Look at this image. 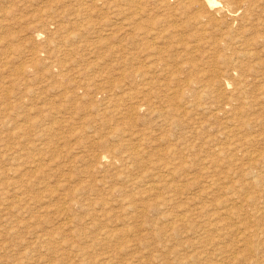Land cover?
<instances>
[{"label": "rangeland", "instance_id": "obj_1", "mask_svg": "<svg viewBox=\"0 0 264 264\" xmlns=\"http://www.w3.org/2000/svg\"><path fill=\"white\" fill-rule=\"evenodd\" d=\"M188 1L0 0V264H77L80 261L88 264V260L89 264H107L108 256L110 264H133L132 262H135L134 264H206V262L207 264L227 262V264H236V262L262 264L264 262V241H262L264 240L262 224L264 223V196H262L264 195V162H262L264 135L262 136L263 132H260L264 131V115L261 117V113L264 114L261 112L264 111V100H262L264 99V82H262L264 81V9H262L264 0H247L248 3L243 6L238 5L241 0H231V3L236 1L231 4L232 6L236 7L234 4H237L242 10L239 9L236 15H230L227 10V13L225 10L217 12L219 17L216 21L207 23L209 29H205L206 24L201 25V29L199 25L189 23L190 19L185 18L189 13V16L195 14L198 9L196 5L185 8ZM222 1L225 3V0L220 2ZM175 2L180 3H177V8L171 10L170 8L176 7ZM245 7L250 10L249 13ZM159 8L169 12L166 14L165 11H159L161 10ZM254 17H258L257 20ZM247 18L248 21L245 20ZM158 21L161 23H157ZM180 23L183 25L181 28H179ZM246 26L250 29H246ZM173 28H176V33ZM237 28L241 29L237 30ZM219 30L225 31L229 36L222 32L220 35ZM237 33H241L244 37L242 35L238 37ZM250 33L254 35V39L251 38ZM180 41L181 44L178 43ZM246 41L251 42L248 44ZM218 42L221 46L219 45L217 49ZM195 47L194 50L190 49ZM240 48L241 52H238L237 49ZM244 49L245 52H242ZM194 51L196 52L193 54ZM205 52H208V57ZM221 56L223 57L220 58ZM219 58L221 60H217ZM229 60H232L231 63ZM193 64L197 65L194 67ZM219 78L221 79L218 80ZM234 81H238V85ZM210 82L212 84L215 82L214 90ZM225 86L226 89L223 88ZM195 90L196 92L192 93ZM196 94L201 95L194 98ZM143 97L146 100L143 101ZM236 97L244 99L245 102L235 99ZM251 98L253 102L258 101V104L255 105V102L253 104ZM239 101L243 102V105ZM201 103L203 104L200 106ZM111 104L115 106L114 111L109 109L112 108ZM185 105L187 106L184 109ZM248 105H251L250 108ZM257 116L262 120L257 119ZM226 119L233 123H228ZM256 119L259 121L258 124L254 122L257 121ZM163 120L166 123L160 124ZM230 131L233 134L229 133ZM151 132L152 134H149ZM246 144L249 147H246ZM231 148L233 150H230ZM104 154L110 156L102 157ZM254 156H257L256 160ZM252 166L263 169L260 171L255 168V170ZM164 168L175 169L172 174L173 179L170 178L168 184L165 180L158 182L157 187L152 191L153 189L146 185L158 178H155L153 171L156 174H164L162 170ZM133 176L136 180L132 179ZM258 176L263 177L261 181ZM130 177L132 178L129 182L126 181ZM245 179L248 184H253L248 187ZM244 185L250 189L249 191L253 188L254 190L249 194ZM228 186L233 188L229 189ZM238 188L243 195H240ZM79 191L87 200L76 194L80 193ZM123 192L124 195L129 194V196H124ZM253 192L257 198L253 197L248 202L244 199L247 203L241 202L244 196L254 195ZM79 196L81 198L78 199ZM232 196L235 199L231 198ZM101 199L102 201H98ZM80 200L83 202L82 205ZM128 200L129 204L135 206L129 205ZM122 202L125 203L121 204ZM69 205L71 207H68ZM222 205L224 207H221ZM151 206L155 207L151 208ZM257 206L258 208L261 206V209H257ZM218 207L227 208L222 210L223 215L219 214L221 210ZM181 210L183 212H180ZM229 210L236 212L230 214ZM254 210L258 211H255L257 215ZM100 214L104 216L100 217ZM223 220L227 224L228 221L232 223L236 220V224L229 223L232 225L231 229V226ZM150 221H152L151 225L148 223ZM179 221L181 222L178 223ZM160 222L165 227L168 225L166 233L165 227ZM206 222L209 224L207 225ZM251 225L253 227L250 230ZM216 226L220 229L219 232ZM219 226H223L224 232ZM205 227L210 232H206ZM226 228L230 229V232ZM104 229L107 230L106 233ZM170 229L171 231L168 232ZM211 229L214 235L211 234ZM197 230L203 231L201 233ZM235 231L238 237H235ZM246 234L249 235L247 240ZM211 237L217 238L211 239ZM232 238L236 241L233 242ZM107 239L110 241L107 242ZM200 239H203V244ZM232 243H240L242 247L240 250L243 252H240V246L236 247L237 244ZM192 245L195 248L190 247ZM222 245H225V249L231 247L229 252L228 250L225 252ZM226 245L229 247L227 248ZM247 245L248 247H245ZM183 246L189 251L184 250ZM87 247H89L88 251H86ZM199 248L207 252H201ZM216 249L218 252L220 250V253H216ZM193 250L199 251L196 254ZM83 251L85 254H82ZM212 251L216 254L211 255ZM227 253H231L233 257H229L231 255ZM197 255L200 259L196 257ZM112 256H115L114 259L117 258L114 260ZM246 256H251V260L244 261ZM101 257L104 258L100 259ZM81 258L84 260L82 261ZM208 259L209 261L216 259L217 263L209 262ZM255 259L256 261H253ZM81 262L79 264H83Z\"/></svg>", "mask_w": 264, "mask_h": 264}, {"label": "bare ground", "instance_id": "obj_2", "mask_svg": "<svg viewBox=\"0 0 264 264\" xmlns=\"http://www.w3.org/2000/svg\"><path fill=\"white\" fill-rule=\"evenodd\" d=\"M178 1H179V0H178ZM184 1H185V0H184ZM220 1H221V0H220ZM220 1H219V0H189L188 3H187V7H185V8H188L189 5H196L198 9L196 10L195 14L192 13V15L189 16V14H190V13H189V14L187 15L188 17L186 16L185 18L190 19V20L187 19L188 21H190L189 23L193 22V24H195V25H199L200 28H201V25L206 24V28H205V26H204V28L207 29V28H208V27H207V23H208V24H209V23H212L213 21H216L217 17H219V16L217 15V12H220V11H223V10H225V11L227 10V11H229V14H230V15H236L237 12L239 11V9L242 10L240 7L243 6L245 3H248L247 0H241L240 3L237 2L238 5L240 4L241 6L238 7L237 4H234V5L236 6V7H234V6H232L231 4L235 3L236 1H235V2H232V3H231V0H225V1H224L225 3H223V1H222V3H221ZM232 1H233V0H232ZM165 2H166V1H165ZM180 2H182V1H180ZM180 2H177V3H180ZM262 2H263V1H262ZM162 3H164V2H162ZM173 3H174V1H173ZM175 3H176V2H175ZM177 3H176V7H174V8H170L171 6H170V7H169V6H166V7H169L171 10H174L175 8L178 7V6H177ZM182 3H185V2H182ZM260 3H261V2H259V4H260ZM262 4H263V3H262ZM174 5H175V4H174ZM178 5H179V4H178ZM180 5H181V4H180ZM256 5H257V4H256ZM260 5H261V4H260ZM184 6H186V5H184ZM253 6L255 7V4H254ZM261 6H262V5H261ZM263 6H264V5H263ZM159 7H160V6H159ZM166 7H165V9H166ZM249 7H250V6H249ZM258 7H260V6H258ZM157 8H158V7H157ZM162 8H164V6H163ZM169 8H167V10H168ZM189 8H190V7H189ZM250 8H251V7H250ZM261 8H262V7H261ZM159 9H161V8H159ZM159 9H158V10H159ZM165 9H163V11H165ZM170 9H169V10H170ZM181 9H182V8H181ZM245 9L248 10V11H247L248 13L250 12V10H249L247 7H245ZM251 9H252V8H251ZM257 9H258V8H257ZM259 9H260V8H259ZM262 9H264V7H263ZM179 10H180V8H179ZM159 11H162V9L159 10ZM163 11H162V12H163ZM225 11L223 12V14H225ZM227 11H226V13H227ZM262 11H263V10H262ZM262 11H261V12H262ZM162 12H161V14H162ZM167 12H169V11H167ZM167 12L165 11L164 13L167 14ZM190 12H191V11H190ZM258 12H259V10L257 11V13H258ZM164 13H163V14H164ZM172 13H174V12H172ZM172 13H170V14H172ZM245 13H246V11H245ZM252 13H253V10H252ZM255 13H256V11L254 12V14H255ZM262 13H263V12H262ZM144 14H146V13H144ZM161 14H160V16H162ZM170 14H169V15H170ZM184 14H185V13H184ZM186 14H187V13H186ZM186 14H185V15H186ZM254 14H253V15H254ZM258 14H259V13H258ZM164 15H165V14H164ZM164 15H163V16H164ZM174 15H175V14H174ZM216 15H217V16H216ZM220 15L222 16V13H221ZM243 15H244V14H243ZM255 15H256V14H255ZM183 16H184V15H183ZM226 16H227V15H226ZM249 16H250V15H249ZM257 16L260 17V15H257ZM154 17H155V16H154ZM222 17H223V16H222ZM222 17H221V18H222ZM240 17H242V14H241ZM240 17H239V18H240ZM169 18H171V17L169 16ZM183 18H184V17H183ZM225 18H226V17H225ZM243 18H244V16H243ZM254 18H255V17H254ZM257 18H258V17H257ZM257 18H255V19L257 20ZM161 19H162V18H161ZM167 19H168V18H167ZM223 19H224V18H223ZM223 19H221V20L224 21ZM241 19H242V18H241ZM157 20H158V19H157ZM176 20H177V19H176ZM178 20H179V19H178ZM178 20H177V21H178ZM181 20H182V19H181ZM185 20H186V19H185ZM187 20H186V21H187ZM236 20H237V19H236ZM236 20H235V22H236ZM245 20L248 21L249 19L247 18V19H245ZM229 21H230V20H229ZM241 21H242V20H241ZM250 21H251V20H250ZM174 22H176V21H174ZM225 22H227V21L225 20ZM225 22H224V24H225ZM238 22H239V21H238ZM243 22L245 23L244 19H243ZM243 22H242V23H243ZM251 22H252V21H251ZM254 22H255V20H254ZM256 22H257V21H256ZM260 22H261V21H260ZM157 23H159V21H158ZM160 23H161V22H160ZM160 23H159V24H160ZM178 23H179V22H178ZM183 23H184V22H183ZM216 23H218V22H216ZM227 23H228V22H227ZM246 23H247V22H246ZM171 24L173 25V23H171ZM175 24H176V23H175ZM180 24H181V23H180ZM221 24H222V23H221ZM234 24H235V23H234ZM247 24H248V23H247ZM251 24H252V27H253V23H251ZM210 25H211V24H210ZM225 25H226V24H225ZM228 25H229V24H228ZM237 25H238V23H237ZM240 25H242V24L240 23ZM186 26H187V25H186ZM218 26H221V25H218ZM249 26H251V25H249ZM167 27H168V26H167ZM174 27H175V26H174ZM181 27H183L182 24H181V26H180L179 28H181ZM222 27H224V26H222ZM227 27H228V26H227ZM233 27H234V26H233ZM233 27H231L232 30H233ZM239 27H240V26H239ZM243 27H244V25H243ZM246 27H247V26H246ZM169 28H170V27H169ZM177 28H178V27H177ZM193 28H195V27H193ZM212 28H216V27H213V26H212ZM171 29H172V28H171ZM171 29H170V30H171ZM195 29H196V28H195ZM195 29H194V30H195ZM197 29H199V27H198ZM201 29H202V28H201ZM208 29H209V28H208ZM218 29H220V27H218ZM234 29H235V28H234ZM238 29H241V28H237V30H238ZM246 29H250V28L247 27ZM252 29H253V28H252ZM252 29H251V31H252ZM170 30H168V31H170ZM173 30H175V33H176V28H175V29L173 28ZM181 30H182V29H181ZM186 30H187V29H186ZM220 30H221V29H220ZM220 30H219V32H220ZM224 30L226 31L227 29H224ZM242 30H243V28H242ZM183 31H184V28H183ZM188 31H189V30H188ZM204 31H206V30H204ZM209 31H210V30H209ZM209 31H207V33H208ZM225 31H224V32L221 31V32L224 34ZM239 31H241V30H239ZM245 31H246V30H245ZM39 32H40V31H38V33H39ZM177 32H178V31H177ZM190 32H192V30H191ZM199 32H200V30H199ZM217 32H218V30H217ZM221 32H220V35H221ZM227 32H228V31H227ZM229 32H230V29H229ZM232 32H233V31H232ZM235 32H237V31H235ZM246 32H247V31H246ZM252 32H253V31H252ZM252 32H251V33H252ZM173 33H174V32H173ZM180 33H181V32H180ZM182 33H184V32H182ZM182 33H181V34H182ZM193 33H194V31H193ZM243 33H244V32H243ZM247 33H248V32H247ZM251 33H250V36H251V38H252L254 35H253V34L251 35ZM36 34H37V33H36ZM170 34H171V33H170ZM190 34H191V33H190ZM199 34H200V33H199ZM223 34H222V35H223ZM225 34L227 35V33H225ZM237 34H238V33H237ZM177 35H180V34H177ZM177 35H175V36L177 37ZM202 35H203V32H202ZM216 35H217V34H216ZM235 35H236V34H235ZM239 35H242V34L240 33V34H238L237 36L239 37ZM175 36H173V37H175ZM180 36H181V35H180ZM185 36H187V34H185ZM188 36H189V35H188ZM190 36H191V35H190ZM195 36L197 37L196 34H195ZM223 36H224V35H223ZM227 36H229V35H227ZM227 36H226V37H227ZM230 36H231V34H230ZM242 36H243V35H242ZM176 37H175V38H176ZM182 37H183V36H182ZM191 37H192V36H191ZM193 37H194V36H193ZM198 37H199V36H198ZM200 37H201V34H200ZM243 37H244V36H243ZM245 37H246V35H245ZM180 38H181V37H180ZM180 38H179L178 40H180ZM202 38H203V37H202ZM202 38H200V39H202ZM218 38H219V37H218ZM248 38H249V36H248ZM42 39H43V38H42ZM196 39H197V38H196ZM196 39H195V40H196ZM222 39H224V38H221V40H222ZM228 39L230 40L229 37H228ZM234 39H236V36H235V38H233V42H234ZM242 39H244V38H242ZM253 39H254V37H253ZM253 39H251V40H253ZM190 40H191V38H190ZM197 40H198V39H197ZM237 40L239 41V39H237ZM246 40H247V39H246ZM184 41H185V40H184ZM187 41H188V40H187ZM216 41H217V40H216ZM227 41H228V40H227ZM181 42H182V41H180V42H178V43L181 44ZM200 42H201V41H200ZM207 42H208V41H207ZM246 42H247V41H246ZM246 42H245V43H246ZM250 42H251V41H250ZM250 42H247V43L249 44ZM255 42H256V40L254 41V44H255ZM183 43H184V42H183ZM183 43H182V44H183ZM211 43H212V42H211ZM228 43H229V41H228ZM239 43H240V42H239ZM245 43H243V44L245 45ZM186 44H187V43H186ZM206 44H207V43H206ZM206 44H205V45H206ZM217 44H218V45L216 46V48L220 45V42H218ZM221 44H222V42H221ZM234 44H236V43H234ZM237 44H238V43H237ZM251 44H252V43H251ZM251 44H250V45H251ZM188 45H189V43H188ZM214 45H215V44H214ZM225 45H226V43H225ZM45 46H46V45H45ZM181 46H182V45H181ZM184 46H185V45H184ZM196 46H197V45H196ZM201 46H202V45H201ZM207 46H208V45H207ZM210 46H211V45H210ZM220 46H221V45H220ZM226 46H227V45H226ZM233 46H234V45H233ZM233 46H232V47H233ZM238 46H239V45H238ZM240 46H242V45H240ZM186 47H187V46H186ZM228 47H229V46H228ZM242 47H243V46H242ZM44 48H45V47H44ZM179 48H180V47H179ZM181 48H182V47H181ZM198 48H199V46H198ZM202 48H203V47H202ZM205 48H207V47H205ZM210 48H212V47H210ZM210 48L208 49L209 51H210ZM218 48H219V47H218ZM218 48H217V49H218ZM249 48H250V46H249ZM187 49H189V48H187ZM190 49H193V50H194V49H196V47H195V48H190ZM214 49H215V48H214ZM217 49H216V51H217ZM228 49H229V48H228ZM232 49H233V48H232ZM193 50H192V51H193ZM201 50H202V49H201ZM203 50H204V49H203ZM206 50H207V49H206ZM237 50H238V52H239V51L241 50V48H240V49H237ZM248 50H249V49H248ZM38 51H39V49H38ZM196 51H197V50H196ZM196 51H194L193 54H194ZM212 51H214V50L212 49ZM222 51H223V50H222ZM222 51H221V52H222ZM230 51H231V48H230ZM253 51H254V50H253ZM42 52H43V51H41V53H42ZM200 52H201V51H200ZM202 52H203V51H202ZM214 52H215V51H214ZM214 52H212V53H214ZM218 52H219V51H218ZM218 52H217V53H218ZM221 52H220V55H221ZM240 52H241V51H240ZM242 52H245V49H244ZM247 52H249V51H247ZM39 53H40V52H39ZM180 53H181V52H180ZM185 53H186V52H185ZM198 53H199V52H198ZM203 53H204V52H203ZM205 53H206V52H205ZM207 53H208V52H207ZM207 53H206V54H207ZM222 53H223V52H222ZM234 53H236V52L234 51ZM186 54H187V53H186ZM201 54H202V53H201ZM225 54H226V53H225ZM249 54H251V53H249ZM197 55H199V54H197ZM197 55H196V56H197ZM211 55H212V54H210V56H211ZM214 55H215V54H214ZM251 55H252V54H251ZM216 56H217V55H216ZM216 56H215V57H216ZM225 56H226V55H225ZM233 56H234V55H233ZM184 57H185V55H184ZM200 57H202V56H200ZM207 57H208V54H207ZM215 57H214V59H215ZM217 57H218V56H217ZM222 57H223V56H221L220 58H222ZM209 58H210V57H209ZM212 58H213V57H212ZM220 58L217 59V60H221ZM236 58H237V57H236ZM247 58H248V57H247ZM203 59H204V58H203ZM210 59H211V58H210ZM223 59H224V58H223ZM234 59H235V58H234ZM234 59H233V61H234ZM237 59H239V58H237ZM244 59H245V58H244ZM226 60H227V59H226ZM239 60H241V58H240ZM246 60H247V59H246ZM231 61H232V60H229L230 63H231ZM247 61H248V60H247ZM194 62H195V61H194ZM234 62H235V61H234ZM234 62H232V64H233ZM248 62H249V61H248ZM248 62H247V63H248ZM257 62H258V61H257ZM260 62H261V61H260ZM227 63H228V62H227ZM239 63H240V62H239ZM239 63H238V64H239ZM242 63H244V62H242ZM242 63H241V64H242ZM255 63H256V62H255ZM263 63H264V62H263ZM263 63H262V64H263ZM232 64H231V65H232ZM259 64H260V63H259ZM193 65H194V64H193ZM193 65H191V67H192ZM196 65H197V64H196ZM196 65H194V67H195ZM212 65L214 66V64H212ZM220 65H221V63H220ZM224 65H226V64L224 63ZM235 65H236V64H235ZM235 65H233V66H235ZM248 65H249V64H247L246 67H248ZM189 66H190V65H189ZM189 66H188V67H189ZM218 66H219V65H218ZM227 66H228V65H227ZM239 66H240V65H239ZM239 66H238V67H239ZM253 66H254V65H253ZM253 66H252V67H253ZM191 67H190V68H191ZM231 67H232V66H231ZM231 67H230V69H231ZM190 68H189V70H191ZM192 68H193V67H192ZM217 68H219V67H217ZM232 68H233V70H234V67H232ZM256 68H257V67H256ZM256 68H255V71H257ZM215 69H216V68H215ZM235 69H236V68H235ZM240 69H241V68H240ZM240 69H239V70H240ZM252 69H253V68H252ZM252 69H251V70H252ZM194 70H195V69H193V71H194ZM242 70H243V68H242ZM251 70H250V72H251ZM187 71H188V70H187ZM259 71H260V70H259ZM261 71H262V70H261ZM189 72H190V71H189ZM237 72H238V71H237ZM243 72H245V71H243ZM243 72H242V73H243ZM252 72H253V71H252ZM245 74H246V72H245ZM256 74H258V73H256ZM229 75H230V74H228V76H229ZM239 75H240V74H238V76H239ZM242 75H243V74H242ZM242 75H241V76H242ZM262 75H263V74H262ZM262 75H261V76H262ZM253 76H254V75H253ZM247 77H248V74H247ZM259 77H260V76H259ZM259 77H258L257 79H259ZM224 78H226V76H225ZM229 78H230V76H229ZM236 78H237V77H236ZM252 78H253V77H252ZM220 79H221V78H219L218 80H220ZM246 79H248V78H246ZM209 80H210V79H209ZM212 80H214V79H212ZM216 80H217V79H215V81H216ZM226 80H228V78H227ZM261 80H262V79H261ZM261 80H260V82H261ZM263 80H264V79H263ZM222 81H223V80H222ZM222 81H221V82H222ZM229 81H230V80H229ZM231 81H232V80H231ZM223 82H224V81H223ZM223 82H222V83H223ZM235 82H236V81H234V83H235ZM237 82H238V81H237ZM237 82H236V84L238 85ZM240 82H242V81H240ZM240 82H239V86H240V84H241ZM243 82H244V81H243ZM262 82H264V81H262ZM210 83H211V82H210ZM217 83H218V81H217ZM219 83H220V82H219ZM231 83H232V82H231ZM231 83H230V84H231ZM247 83H248V81H247ZM258 83H259V82H258ZM211 84H212V83H211ZM213 84H214V86H213ZM213 84L211 85V86H212L211 88L214 90V87L216 86V85H215V82H213ZM220 84H221V83H220ZM224 84H225V83H223V85H224ZM244 84H245V82H244ZM204 85H205V84H204ZM207 85H208V84H207ZM221 85H222V84H221ZM225 85H226V84H225ZM234 85H235V84H234ZM237 85H236V86H237ZM263 85H264V83H263ZM186 86H187V84H186ZM205 86H206V85H205ZM209 86H210V85H209ZM236 86H235V87H236ZM241 86H242V85H241ZM241 86H240V87H241ZM244 86H245V85H244ZM251 86H252V85H251ZM256 86H257V85H256ZM260 86H261V85H260ZM165 87H166V85H165ZM165 87H163V88H165ZM246 87H247V86H246ZM258 87H259V86H258ZM168 88H169V87H168ZM181 88H182V87H181ZM191 88H192V87H191ZM211 88H210V89H211ZM218 88H219V87H218ZM220 88H221V87H220ZM223 88L226 89V86L223 87ZM223 88H222V89H223ZM237 88H238V87H237ZM242 88H243V87H242ZM249 88L252 89V87H249ZM169 89H170V88H169ZM208 89H209V88H208ZM230 89H232V88H230ZM244 89H246V88L244 87ZM251 89H250V90H251ZM167 90H168V89H167ZM177 90H178V89H177ZM182 90H184V89H182ZM213 90H212V91H213ZM223 90H224V89H223ZM223 90H221V92H222ZM227 90H228V88H227ZM233 90H236V89H233ZM233 90H231V92H232ZM242 90H243V89H242ZM187 91H188V90H187ZM210 91H211V90H210ZM251 91H252V90H251ZM168 92H169V90H168ZM168 92H166V93H168ZM182 92H183V91H182ZM188 92H189V91H188ZM195 92H196V90H195L194 92L192 91V93H195ZM198 92H199V91H198ZM224 92H225V91H224ZM233 92L235 93V91H233ZM237 92H238V90H237ZM237 92H236V93H237ZM259 93H260V92H259ZM183 94H185V92H184ZM183 94H182V95H183ZM189 94H190V93H189ZM203 94H204V93H203ZM203 94H202V96H203ZM207 94H208V93H207ZM222 94H223V93H222ZM241 94H243V93H241ZM178 95H179V93H178ZM192 95H193V94H192ZM197 95H201V94H196V95L194 96V98H195ZM228 95H229V94H228ZM231 95L233 96V94H231ZM231 95H230V96H231ZM238 95H239V92H238ZM248 95H249V93H248ZM250 95H251V94H250ZM250 95H249V96H250ZM263 95H264V94H263ZM154 96H155V95H154ZM186 96H187V95H186ZM210 96H211V95H210ZM235 96H237V95H235ZM245 96H246V94H245ZM255 96H256V95H255ZM187 97H188V96H187ZM226 97H227V96H226ZM228 97H229V96H228ZM247 97H248V96H247ZM251 97H252V95H251ZM261 97H262V96H261ZM150 98H151V97H150ZM194 98H193V100H194ZM197 98H198V97H197ZM233 98H234V97H233ZM256 98H257V97H256ZM262 98H263V97H262ZM143 99L146 100L145 97H143L142 100H143ZM190 99H191V98H190ZM235 99H239V100L241 99V100H242V98H239V97H238V98L236 97ZM245 99H246V98H245ZM254 99H255V98H254ZM258 99H259V98H258ZM147 100H148V99H147ZM153 100H154V99H153ZM185 100H187V99H185ZM230 100H231V99H230ZM232 100H233V99H232ZM251 100H252V102H253V98H251ZM259 100H261V99H259ZM262 100H264V99H262ZM143 101H144V100H143ZM194 101L197 103L196 100H194ZM228 101H229V100H228ZM228 101H227V103H228ZM237 101H238V100H237ZM242 101L245 102L244 99H243ZM248 101H249V100H248ZM141 102H142V101H141ZM147 102H149V101H147ZM188 102H189V101H188ZM191 102H192V101H191ZM230 102H232V101H230ZM239 102H240V101H239ZM243 102H240V103H242V105H243ZM254 102H255V105L258 104V101H257V102L254 101ZM254 102H253V104H254ZM261 102H262V101H261ZM189 103H190V102H189ZM250 103H251V102H250ZM183 104H185V103H183ZM186 104H187V102H186ZM193 104H195V103H193ZM198 104H199V103H198ZM202 104H203V103H201L200 106H201ZM244 104H245V103H244ZM106 105H108V104H106ZM112 105H113V104H111V106H112ZM114 105H116V103H115ZM187 105H188V104H187ZM187 105H185L184 109L186 108ZM205 105H206V104H205ZM211 105H212V104H210V106H211ZM262 105H263V104H262ZM194 106H195V105H194ZM197 106H198V105H197ZM208 106H209V105H208ZM230 106H231V105H230ZM248 106H249V105H248ZM250 106H251V105H250ZM250 106H249V108H250ZM104 107H105V106H104ZM107 107H108V106H107ZM192 107H193V106H192ZM192 107H189V108L192 109ZM195 107H196V106H195ZM202 107H203V106H202ZM212 107H214V106H212ZM243 107H245V106H243ZM253 107H254V106H253ZM114 108H115V106H114V107L112 106V108H109V109H113V111H114V110H115ZM117 108H118V106H117ZM157 108H158V107H157ZM157 108H156V109H157ZM196 108H197V107H196ZM205 108H206V107L204 106V109H205ZM221 108H222V107H221ZM223 108L225 109V106H224ZM230 108H231V107H230ZM246 108H247V107H246ZM246 108H245V109H246ZM107 109H108V108H107ZM107 109H106V110H107ZM120 109H121V108H120ZM120 109H119V110H120ZM202 109H203V108H202ZM239 109H241V108L239 107ZM239 109H238V110H239ZM243 109H244V108H243ZM245 109H244V110H245ZM253 109H255V108H253ZM256 109H257V108H256ZM262 109H263V108H262ZM119 110H118V112H119ZM216 110H217V109H216ZM229 110H230V109H229ZM233 110H234V109H233ZM246 110H248V109H246ZM259 110H260V109H259ZM110 111H112V110H110ZM154 111H155V110H154ZM188 111H189V109L187 110V112H188ZM195 111H198V110H195ZM217 111H218V110H217ZM221 111H222V110H221ZM223 111H224V110H223ZM225 111H226V110H225ZM239 111H240V110H239ZM255 111H256V110H255ZM115 112H116V111H115ZM162 112H166V111H162ZM201 112H202V111H201ZM212 112H213V111H212ZM227 112H229V111H227ZM248 112H249V111H248ZM258 112H260V111H258ZM261 112H264V111H261ZM261 112H260V113H261ZM109 113L111 114L112 112H109ZM191 113H192V112H191ZM199 113H200V111H199ZM219 113H220V112H219ZM224 113L226 114V112H224ZM230 113H231V112H230ZM239 113H240V112H239ZM255 113H256V112H255ZM113 114H114V113H113ZM118 114H120V113H118ZM153 114H154V113H153ZM163 114H164V113H163ZM188 114H189V113H188ZM202 114H203V113H202ZM208 114H210V113H208ZM217 114H218V112H217ZM222 114H223V113H222ZM245 114H246V116H247V113H245ZM249 114H250V113H249ZM213 115H214V113H213ZM226 115H227V114H226ZM253 115H254V114H253ZM263 115H264V114L261 113V117H262ZM191 116H192V114H191ZM214 116H215V115H214ZM216 116H217V115H216ZM211 117H212V116H211ZM227 117H228V116H227ZM244 117H245V115H244ZM244 117H243V118H244ZM257 117H258V116H257ZM261 117H258L257 119H261ZM156 118H158V117L156 116ZM174 118H175V119H178V118H176V117H174ZM212 118H213V117H212ZM214 118H215V117H214ZM220 118H221V117H220ZM222 118H223V117H222ZM254 118H255V116H254ZM254 118H253V119H254ZM233 119H234V117H233ZM246 119H247V117H246ZM253 119H252V120H253ZM257 119H256V120H257ZM226 120H227V122H228V119H226ZM239 120H240V119H239ZM242 120H243V119H242ZM242 120H241V121H242ZM248 120H249V119H248ZM252 120H251V121H252ZM261 120H262V119H261ZM164 121H165V120H163V123H160V124H164V123H166V122H167V119H166V122H164ZM168 121H169V120H168ZM184 121H185V120H184ZM230 121H231V119H230ZM234 121H235V120H234ZM161 122H162V121H161ZM189 122H190V121H189ZM248 122H249V121H248ZM252 122H253V121H252ZM254 122H257V124H258L259 121L257 120V121H254ZM254 122H253V123H254ZM262 122H263V121H262ZM191 123H192V122H191ZM225 123H226V122H225ZM228 123H231V122H228ZM228 123H227V124H228ZM232 123H233V122H232ZM232 123H231V124H232ZM242 123H243V122H242ZM249 123L251 124V122H249ZM255 124H256V123H255ZM260 124H261V123H260ZM170 125H171V124H170ZM189 125H190V124H189ZM223 125H224V124H223ZM251 125H253V124H251ZM190 126H191V125H190ZM228 126H229V125H228ZM242 126H243V125H242ZM245 126H246V125H245ZM247 126H248V125H247ZM249 126H250V125H249ZM223 127H224V126H223ZM233 127H235V126H233ZM233 127H232V129H234ZM243 127H244V126H243ZM252 127H254V126H252ZM252 127H251V130H252ZM192 128H193V127H192ZM244 128H245V127H244ZM257 128H258V127H257ZM259 128H260V127H259ZM227 129H228V128H227ZM245 129H246V128H245ZM245 129H244V130H245ZM249 129H250V128H249ZM253 129H254V128H253ZM229 130H230V129H229ZM261 130H262V129H261ZM235 131H237V130H235ZM249 131H250V130H249ZM249 131H248V132H249ZM253 131H254V130H253ZM250 132H252V131H250ZM258 132H259V129H258ZM260 132H263V133H264L263 130L260 131ZM229 133H231V131H230ZM237 133H239V132H237ZM240 133H241V132H240ZM263 133H262V136L264 135ZM149 134H152V132L149 133ZM227 134H228V132H227ZM231 134H233V132H232ZM247 134H248V133H247ZM250 134H251V133H249V135H250ZM257 134H258V133H257ZM257 134H254V135H257ZM234 135H236V134H234ZM234 135H233V136H234ZM237 135H238V134H237ZM237 135H236V136H237ZM252 135H253V134H252ZM152 136H153V135H152ZM239 136H240V135H239ZM246 136H247V135H246ZM226 137L228 138V136H226ZM248 137H251V136H248ZM258 137H259V136H257V138H258ZM263 137H264V136H263ZM131 138H133V136H131ZM229 138H230V137H229ZM231 138H232V137H231ZM250 139H251V138H250ZM250 139H249V140H250ZM254 139H256V137H255ZM259 139H261V138H259ZM136 140H137V139H136ZM232 140H233V138H232ZM232 140H231V142H232ZM244 140H245V139H244ZM246 140H247V139H246ZM249 140H248V141H249ZM257 140H258V139H257ZM257 140H256V141H257ZM234 141H235V140H234ZM248 141H247V142H248ZM250 141H251V140H250ZM229 142H230V141H229ZM251 142H252V141H251ZM261 142H262V141H261ZM234 143H236V142H234ZM232 144H233V143H231V145H232ZM247 144H248V143H247ZM247 144H246V145H247ZM253 144H254V142H253ZM257 144H258V143H257ZM226 145H227V144H226ZM231 145H230L229 147H231ZM233 146H234V145H233ZM243 147H244V145H243ZM246 147H249V146L247 145ZM258 147H259V146H258ZM235 148H236V147H235ZM238 148H239V147H238ZM250 148H251V147H250ZM253 148H254V147H252V149H253ZM259 148H260V147H259ZM224 149H225V148H224ZM227 149H228V148H227ZM252 149H251V150H252ZM254 149H255V148H254ZM261 149H262V148H261ZM230 150H233V149L231 148ZM241 150H242V149H241ZM243 150H244V149H243ZM262 150H264V149H262ZM225 151L227 152V150H225ZM245 151H246V150H245ZM245 151H244V152H245ZM255 151H256V149H255ZM259 151H260V150H258V153L261 152V151H260V152H259ZM231 152H232V151H231ZM136 153H137V151H136ZM249 153H251V151H250ZM224 154H225V153H224ZM244 154H245V153H244ZM244 154H243V155H244ZM252 154H253V153H252ZM252 154H250V155H252ZM255 154H257V153H255ZM260 154H261V153H260ZM250 155H249V156H250ZM258 155H259V154H258ZM103 156H104V157H108V156H110V155L107 156V155L104 154V155H102V157H103ZM224 156H225V155H224ZM260 156H261V155H260ZM244 157H245V156H244ZM255 157H257V156H254L253 158H255ZM136 158H137V157H136ZM246 158L248 159L249 157H246ZM262 158H264V157H262ZM100 159H101V157H100ZM131 159H132V158H131ZM138 159H139V158H138ZM133 160H134V158H133ZM251 160H252V158H251ZM254 160H256V158H255ZM257 160H258V163H259V162H260L259 159H257ZM260 160H262V159H260ZM263 160H264V159H263ZM136 161H137V160H136ZM136 161H135V162H136ZM100 162H101V161H100ZM105 162H106V161H105ZM131 162H132V160H131ZM137 162H138V161H137ZM262 162H264V161H262ZM262 162H261V163H262ZM101 164H102V162H101ZM103 164H104V162H103ZM134 164H135V163H134ZM253 164H254V162H253ZM255 164H256V163H255ZM259 164H260V163H259ZM144 165H146V164H144ZM164 165H165V164H164ZM248 165H249V163H248ZM248 165H247V166H248ZM165 166H166V165H165ZM165 166H164V167H165ZM247 166H244V167H247ZM254 166H256V165H254ZM254 166H252L254 169H255V168H258V169H259V167H254ZM162 167H163V166H162ZM166 167H167V166H166ZM174 167H175V166H174ZM154 168H155V167H154ZM154 168H153V169H154ZM175 168H176V167H175ZM155 169H156V168H155ZM155 169H154V170H155ZM262 169H263V168H261V170H262ZM132 170H133V169H132ZM159 170H160V169H159ZM162 170H164V174H161V173H160V174H156L155 171H153V173L155 174V178H156V177H158V178L155 179L154 181L151 180L152 182H149V183L146 185L147 187L152 188V189H153L152 191H154V189H155V188L157 187V185H158V182H160V181H162V182H165V181H166V183L168 184V183L171 181L170 178H172V174H173V172H174L175 169H172V170H165V168H164V169H162ZM251 170L253 171V169H251ZM255 170H256V169H255ZM259 170H260V169H259ZM261 170H260V171H261ZM151 171H152V170H151ZM160 171H161V170H160ZM243 171H244V170H243ZM249 171H250V168H249ZM249 171H247V172H249ZM132 172H133V171H132ZM156 172H157V171H156ZM244 172H245V171H244ZM250 172H251V171H250ZM254 172H255V171H254ZM256 172L258 173V171H256ZM256 172H255V173H256ZM149 173H151V172H149ZM158 173H159V171H158ZM242 173H243V172H242ZM262 173H263V172H262ZM130 174H131V172H130ZM243 174H244V173H243ZM243 174H242V175H243ZM132 175H133V174H132ZM142 175H143V174H142ZM145 175H146V174H145ZM249 175H250V174H249ZM119 176H120V175H119ZM128 176H130V175H128ZM128 176H127V177H128ZM140 176H141V175H140ZM240 176H241V174H240ZM253 176H254V175H253ZM135 177H136V176H135ZM150 177H151V175H150ZM243 177H244V175H243ZM258 177H260V176H258ZM261 177H262V176H261ZM261 177H260V179H259L260 181H261ZM263 177H264V176H263ZM263 177H262V178H263ZM118 178H119V177H118ZM123 178H124V177H123ZM125 178H126V176H125ZM131 178H132V177L126 179V181L129 182V180H130ZM140 178H143V179H144V177H140ZM153 178H154V176H153ZM153 178H152V179H153ZM238 178H239V177H238ZM254 178L256 179V176H255ZM132 179H134V176H133ZM137 179H139V178H137ZM169 179H170V180H169ZM172 179H173V178H172ZM236 179H237V178H236ZM255 179H254V180H255ZM134 180H136V178H135ZM134 180H133L132 182H134ZM163 180H165V181H163ZM238 180H239V179H238ZM241 180H242V179H241ZM245 180H246V181H245V184H246L247 179H245ZM137 181H139V180H137ZM235 181H236V180H235ZM242 181H244V180H242ZM248 181H249V180H248ZM236 182H237V181H236ZM239 182H240V180H239ZM254 182H255V181H254ZM135 183H136V185H137V182H135ZM243 183H244V182H243ZM260 183H261V182H260ZM130 184H131V181H130ZM133 184H134V183H133ZM163 184H165V183H163ZM238 184H239V183H238ZM240 184H241V183H240ZM247 184H248V182H247ZM251 184H253V183H251ZM251 184H248V187H249V185L251 186ZM254 184H255V183H254ZM160 185H161V184H160ZM165 185H166V184H165ZM241 185L243 186V184H241ZM241 185H240V186H241ZM257 185H258V182H257ZM257 185H256V186H257ZM259 185H261V184H259ZM130 186H131V185H130ZM134 186H135V185H134ZM231 186H232V185H231ZM244 186H245V188L247 187L246 185H244ZM126 187H127V186H126ZM172 187H173V186H172ZM223 187H224V186H223ZM226 187H227V186H226ZM233 187H234V185H233ZM233 187H232V188H233ZM236 187H237V186H236ZM252 187H253V185H252ZM261 187H262V185H261ZM175 188H176V186H175ZM228 188H229V186H228ZM228 188H227V190H228ZM232 188H229V189H232ZM234 188H235V187H234ZM239 188H241V187H239ZM239 188H238V190H239ZM242 188H243V187H242ZM262 188H263V187H262ZM128 189H130V187H129ZM173 189H174V188H173ZM173 189H171V190L173 191ZM225 189H226V188H225ZM243 189H244V188H243ZM247 189H248V188H246V190H247ZM256 189H257V188H256ZM236 190H237V189H236ZM249 190H250V189H248L247 191H249ZM251 190L253 191L254 188L251 189ZM129 191H130V190H129ZM176 191H177V190H176ZM229 191H230V190H229ZM231 191H232V190H231ZM234 191H235V189H234ZM234 191H233V192H234ZM252 191H249V194H250V192H252ZM79 192H80V191H79ZM124 192H125V191H124ZM124 192H123V195H124ZM131 192H132V190H131ZM239 192H240V195H243V194L241 193L240 190H239ZM255 192H256V191H255ZM259 192H261V191H259ZM262 192H263V190H262ZM129 193H130V192H129ZM226 193H227V192H226ZM229 193H230V192H229ZM263 193H264V192H263ZM76 194H77V195H81L82 193L80 192V193H76ZM247 194H248V193H247ZM249 194H248L246 197L244 196L243 199L241 198V199H242V200L240 199L241 202H242V201L244 202V199L248 202V201H249L250 199H252L253 197H256V195L254 194V192H253V194H254L255 196H254V195H249ZM82 195H83V194H82ZM82 195H81V197H84V196H82ZM127 195L129 196V194H127ZM127 195H124V196H127ZM130 195H131V194H130ZM230 195H231V194H229V196H230ZM232 195H233V193H232ZM235 195H237V193H236ZM124 196H123V197H124ZM226 196H228V194H227ZM262 196H264V195H262ZM67 197H68V196H67ZM67 197H66V198H67ZM69 197H70V195H69ZM81 197L79 196L78 199L81 198ZM123 197H122V198H123ZM133 197H134V196H133ZM237 197L239 198V196H237ZM241 197H242V196H241ZM73 198H74V197H73ZM84 198H85V197H84ZM84 198H83V199H84ZM231 198H234V197L232 196ZM256 198H257V197H256ZM68 199H69V198H68ZM70 199H72V198L70 197ZM76 199H77V198H76ZM78 199H77V200H78ZM85 199H86V198H85ZM85 199H84V201H85V202H88V201H86L87 199H86V200H85ZM119 199H120V198H119ZM133 199H134V198H133ZM228 199H229V197H228ZM228 199H227V200H228ZM234 199H235V198H234ZM259 199H260V197H259ZM263 199H264V198H263ZM77 200H76V201H77ZM120 200H122V199H120ZM129 200H130V199H129ZM129 200L127 201L128 204H129ZM139 200H140V199H139ZM229 200H230V199H229ZM240 200H239V201H240ZM257 200H258V199H257ZM80 201H81V200H80ZM80 201H79V202H80ZM98 201H102V199H101V200H98ZM118 201H119V200H118ZM133 201H134V200H133ZM237 201H238V200H237ZM246 201H245V202H246ZM259 201H261V199H260ZM79 202H78V204H79ZM169 202H170V201H169ZM175 202H176V201H175ZM224 202H225V201H224ZM232 202H233V201H232ZM235 202H236V201H234V204H235ZM245 202H244V203H245ZM247 202H246V203H247ZM254 202H256V201H254ZM257 202H258V201H257ZM263 202H264V201H263ZM263 202H262V203H263ZM71 203H73V201H72ZM71 203H70V204H71ZM82 203H83V202L81 201V205H82ZM89 203H90V202H89ZM91 203H92V202H91ZM91 203H90V204H91ZM100 203H101V202H100ZM100 203H99V204H100ZM105 203H106V202H105ZM107 203H108V202H107ZM115 203H116V202H115ZM124 203H125V202H124ZM124 203L122 202L121 204H124ZM132 203H134V202H132ZM170 203H171V202H170ZM220 203H221V202H220ZM258 203H259V202H258ZM260 203H261V202H260ZM74 204H75V203H74ZM74 204H73V205H74ZM87 204H88V203H87ZM112 204H113V203H112ZM116 204H118V203H116ZM164 204H165V203H164ZM225 204H226V203H225ZM239 204H240V203H239ZM249 204H252V203H249ZM253 204H254V203H253ZM73 205H72V208H73ZM76 205H77V203H76ZM84 205H85V204H84ZM129 205H132V204H129ZM129 205H126V206L128 207ZM170 205H171V204H170ZM172 205H173V204H172ZM220 205H221V204H220ZM232 205H233V204H232ZM232 205H231V206H232ZM237 205H238V204H237ZM244 205H245V204H244ZM256 205H257V204H256ZM85 206H87V205H85ZM100 206H101V204H100ZM114 206H115V205H114ZM117 206H118V205H117ZM132 206H135V205L133 204ZM162 206H163V205H162ZM248 206L250 207V205H248ZM252 206H254V205H252ZM68 207H71V206L69 205ZM75 207H76V206H75ZM79 207H80V206H79ZM102 207H103V206H102ZM102 207H101V208H102ZM107 207H108V206H107ZM109 207L112 208L111 206H109ZM109 207H108V208H109ZM119 207H120V206H119ZM121 207H122V206H121ZM121 207H120V208H121ZM123 207H124V206H123ZM127 207H126V208H127ZM154 207H155V206H154ZM154 207L151 206V208H154ZM156 207H157V205H156ZM189 207H190V206H189ZM221 207H224V205H222ZM241 207H242V206H241ZM244 207H245V206H244ZM254 207H255V206H254ZM81 208H82V207H81ZM84 208H85V207L83 206L82 209H84ZM105 208H106V207H105ZM114 208L116 209V208H118V207H114ZM120 208H119V209H120ZM157 208H158V207H157ZM163 208H164V206H163ZM218 208H219V207H218ZM227 208H228V206H227ZM227 208H226V209H227ZM256 208H257V209H259V208L261 209V206H260L259 208H258V206H257ZM256 208H255V209H256ZM68 209H69V208H68ZM129 209H130V208H129ZM132 209H134V208H132ZM219 209H220V208H219ZM226 209H225V208H223V209L221 208V209H220V210H221V213H219V214L223 215V214H222V210H226ZM72 210H73V209H72ZM74 210H75V208H74ZM79 210H80V208H79ZM79 210H78V211H79ZM100 210H101V209H100ZM102 210H104V209L102 208ZM105 210H106V209H105ZM107 210H108V209H107ZM110 210L112 211V210H114V209H110ZM126 210H127V209H126ZM186 210H187V209H186ZM189 210H190V209H189ZM189 210H188V211H189ZM220 210H219V212H220ZM242 210H243V209H242ZM247 210H248V209H247ZM250 210L252 211V209H250ZM111 211H110V212H111ZM123 211H124V210H123ZM127 211H128V210H127ZM129 211H130V210H129ZM131 211H132V210H131ZM162 211H163V210H162ZM175 211H176V210H175ZM184 211H185V210H184ZM229 211H230V214L236 212L235 210H233V211H235V212H232L231 210H229ZM237 211H238V210H237ZM239 211H240V210H239ZM239 211H238V212H239ZM245 211H246V209H245ZM245 211H244V212H245ZM255 211H256V210H254L253 212L255 213ZM103 212H104V211H103ZM108 212H109V211H108ZM180 212H183V211L181 210ZM247 212H248V211H247ZM256 212H258V211H256ZM101 213H102V212H101ZM105 213H106V212H105ZM174 213H175V212H174ZM186 213H187V212H186ZM223 213H224V212H223ZM249 213H250V212H249ZM262 213H263V211H262ZM96 214H97V213H96ZM107 214H108V213H107ZM107 214H106V215H107ZM126 214H128V213H126ZM182 214H183V213H182ZM182 214H181V215H182ZM184 214H185V213H184ZM207 214H208V213H206V215H207ZM219 214H217V215L220 217ZM228 214H229V213L227 212V215H228ZM252 214H253V213H252ZM255 214H256V213H255ZM257 214H258V213H257ZM257 214H256V215H257ZM98 215H99V214H98ZM124 215H125V214H124ZM164 215H165V214H164ZM164 215L162 216L163 219L165 218ZM170 215L173 216L172 213H170ZM170 215H169V216H170ZM174 215H175V214H174ZM179 215H180V214H179ZM235 215H237V214H235ZM241 215H242V214H241ZM245 215H246V214H245ZM247 215H249V214H247ZM247 215H246V216H247ZM101 216H104V214H102V215L100 214V217H101ZM145 216H146V215H145ZM169 216H168V217H169ZM177 216H178V215H177ZM182 216H184V215H182ZM228 216H229V215H228ZM230 216H231V215H230ZM239 216H240V214H239ZM263 216H264V215H263ZM96 217L98 218L99 216H96ZM105 217H106V216H105ZM162 217H161V218H162ZM180 217H181V216H180ZM223 217H224V216H223ZM235 217H236V216H235ZM243 217H244V216H243ZM106 218H107V217H106ZM161 218H160V219H161ZM232 218H233V217H232ZM248 218H249V217H248ZM250 218H252V217L250 216ZM261 218H262V217H261ZM263 218H264V217H263ZM103 219H104V218H103ZM170 219H171V218H170ZM225 219H226V218H225ZM158 220H159V219H158ZM180 220H181V219H180ZM200 220H201V219H200ZM212 220H213V219H212ZM217 220H218V219H217ZM220 220H221V219H220ZM228 220H229V219H228ZM257 220H258V217H257ZM260 220H261V219H260ZM101 221H102L101 223H103V220H101ZM106 221H107V220H106ZM106 221H105V223L107 224ZM147 221H148V220H147ZM155 221H156V220H155ZM155 221H154V222H155ZM170 221H172V220H170ZM214 221H215V219H214ZM214 221H213V222H214ZM218 221H219V220H218ZM221 221H222V220H221ZM221 221H220V223H222ZM223 221H224V220H223ZM229 221H230V220H229ZM229 221H228V224L230 223ZM235 221H236V220L232 221V223H233V222L235 223ZM250 221H251V220H250ZM263 221H264V220H263ZM93 222H94V221H93ZM151 222H152V221H150V222H148V223L150 224ZM162 222H164V221L162 220ZM162 222H160V223H162ZM176 222H177V219H176ZM180 222H181V221H179L178 223H180ZM186 222H187V221H186ZM186 222H185V224H186ZM224 222L226 223V221H224ZM257 222H258V221H257ZM105 223H104V225H105ZM172 223H173V221H172ZM172 223H171V224L166 223V225H167V224L172 225ZM174 223H175V222H174ZM183 223H184V221L182 222V225H183ZM206 223H207V222H206ZM211 223H212V222H211ZM218 223H219V222H218ZM232 223H230V224H232ZM250 223H251V222H249V225H250ZM261 223H262V221H261ZM156 224H157V223H156ZM156 224H155V225H156ZM158 224H159V223H158ZM158 224H157V225H158ZM162 224H163V223H162ZM175 224H176V223H175ZM175 224H174V225H175ZM208 224H209V223H207V225H208ZM226 224H227V223H226ZM228 224H227V225H228ZM230 224H229V225H230ZM235 224H236V223H235ZM253 224H254V223H253ZM262 224L264 225V223H262ZM262 224H261V225H262ZM150 225H151V224H150ZM212 225H213V224H212ZM212 225H210V226L213 227ZM214 225H215V224H214ZM217 225H218V224H217ZM219 225H220V224H219ZM229 225H228V226H229ZM254 225H255V224H254ZM263 225H262V226H263ZM100 226H101V224H100ZM152 226H154V225H152ZM152 226H151V227H152ZM159 226H161V225H159ZM163 226H164V224H163ZM167 226H168V225H167ZM167 226H166V227L164 226V227H165L164 232L166 231ZM224 226H225V225H224ZM230 226H231V229H232V225H230ZM238 226H239V225H238ZM245 226H247V225H245ZM256 226H257V224H256ZM103 227H104V226H103ZM103 227H101V228H103ZM106 227H108V229H110L109 226H106ZM203 227H204V226H203ZM203 227H202V228H203ZM219 227H221V229H222L223 226H219ZM235 227H237V226H235ZM252 227H253V225H251V227H250L249 229L251 230ZM154 228H155V226H154ZM178 228H179V227H178ZM202 228H201V229H202ZM215 228H218V227L216 226ZM228 228H229V227H228ZM238 228H240V227H238ZM245 228H246V227H245ZM254 228H255V227H254ZM254 228H253V229H254ZM105 229H106V228H105ZM105 229H104V231H105V233H106L107 230H105ZM116 229H117V228H116ZM148 229H149V228H148ZM161 229H162V228H161ZM199 229H200V227H199ZM205 229H206V227H205ZM205 229H204V230H205ZM207 229H208V228H207ZM207 229H206V232L209 231V230H207ZM213 229H214V227H213ZM226 229H227V228H226ZM240 229H241V228H240ZM240 229H238V230H240ZM255 229H256V228H255ZM255 229H254V230H255ZM102 230H103V229H102ZM114 230H115V229H114ZM152 230H153V229H152ZM219 230H220V229L218 228L217 232H219ZM222 230H223V229H222ZM229 230H230V229H227L228 232H230ZM235 230H237V229H235ZM258 230H259V227H258ZM104 231H103V232H104ZM109 231H110V230H109ZM117 231H119V229H118ZM169 231H171V229L168 230V232H169ZM197 231H198V232H199V231L201 232V231H203V230H197ZM212 231H213V230L211 229V234H212ZM215 231H216V230H215ZM232 231H233V230H232ZM240 231H241V230H240ZM240 231H239V232H240ZM243 231H244V230H243ZM243 231H242V232H243ZM111 232H112V231H111ZM157 232H158V231H157ZM209 232H210V231H209ZM209 232H208V233H209ZM223 232H224V230H223ZM239 232H238V233H239ZM244 232L246 233V231H244ZM248 232H250V231H248ZM120 233H121V232H120ZM160 233H161V232H160ZM162 233H163V232H162ZM165 233H166V232H165ZM201 233H202V232H201ZM235 233H236V231H235ZM112 234H113V232H112ZM112 234H111V235H112ZM206 234H207V233H206ZM223 234H224V233H223ZM229 234H230V233H229ZM229 234H228V236H229ZM231 234H232V233H231ZM231 234H230V235H231ZM240 234H241V232H240ZM243 234H244V233H243ZM250 234H251V233H250ZM253 234H254V233H253ZM261 234H262V233H261ZM100 235H101V233H100ZM104 235H105V234H104ZM108 235H109V234H108ZM108 235H107V237H108ZM114 235H116V234H114ZM121 235H122V234H121ZM161 235L163 236V235H165V234H161ZM200 235H202V234H200ZM212 235H214V234H212ZM225 235H226V233H225ZM225 235H222V236H225ZM246 235H247V234H246ZM255 235H256V234H255ZM255 235H254V236H255ZM105 236H106V235H105ZM165 236H166V235H165ZM209 236H210V235H209ZM222 236H221V237H222ZM242 236H243V235H242ZM244 236H245V235H244ZM248 236H249V235H247L246 240H247ZM101 237H102V236H101ZM110 237H112V236H110ZM120 237H121V236H120ZM166 237H168V236H166ZM203 237H205V236L203 235ZM221 237H220V238L218 237V238H219V239H222ZM233 237H234V233H233ZM235 237H238V236H237V233L235 234ZM252 237H253V236H252ZM94 238H95V237H94ZM98 238H99V237H98ZM112 238H113V237H112ZM116 238H117V237H116ZM118 238H119V235H118ZM209 238H210V237H209ZM214 238H215V237H214ZM214 238L211 237V239H214ZM216 238H217V237H216ZM216 238H215V239H216ZM96 239H97V238H96ZM101 239H102V238H101ZM101 239H100V240H101ZM103 239H104V238H103ZM103 239H102V240H103ZM204 239H205V240H204V242H205V241H206V238H204ZM211 239H210V240H211ZM223 239H224V237H223ZM225 239H226V238H225ZM233 239H234V238H232V241H233ZM237 239H238V238H237ZM242 239H243V238H242ZM254 239H256V238H254ZM262 239H263V238H262ZM108 240L110 241V239H107V242H108ZM200 240H201V239H200ZM200 240H199V241H200ZM202 240H203V239H202ZM202 240H201V241H202ZM207 240H208V238H207ZM217 240H218V239H217ZM244 240H245V239H244ZM249 240H250V239H249ZM251 240H253V238H252ZM96 241H97V240H95V242H96ZM199 241H198V242H199ZM201 241H200V242H201ZM218 241H219V240H218ZM235 241H236V240H235ZM235 241H233V242H235ZM254 241H255V240H254ZM257 241H259V240H257ZM257 241H256V242H257ZM262 241H264V240H262ZM262 241H261V242H262ZM99 242H101V241H99ZM99 242H98V243H99ZM194 242H195V241H194ZM220 242H221V240H220ZM220 242H217V244H219ZM245 242H246V241H245ZM256 242H252V243H256ZM77 243H79V242H77ZM104 243H105V242H104ZM212 243H214V242H212ZM230 243H231V242H230ZM191 244H192V243H191ZM195 244H196V242H195ZM195 244H193V245H195ZM200 244H201V243H198V245H200ZM202 244H203V241H202ZM202 244H201V245H202ZM204 244H205V243H204ZM206 244H207V241H206ZM206 244H205V245H206ZM232 244H234V243H232ZM232 244H231V247H232ZM236 244H237V245H236ZM239 244H240V243H235L234 245H236V247H237V246H240ZM260 244H261V243H260ZM102 245H103V244H102ZM193 245L190 246V247L195 248V247H193ZM212 245H213V244H212ZM214 245L216 246V243H215ZM227 245H228V244H227ZM227 245H226V246H227ZM251 245H253V244H251ZM203 246H204V245H203ZM206 246H207V245H206ZM208 246H209V244H208ZM223 246H224L223 249H225V248H226L225 245H222V247H223ZM229 246H230V244H229ZM229 246H227V248H228ZM243 246H244V245H243ZM249 246H250V245H249ZM261 246H262V244H261ZM82 247H83V246H82ZM171 247H172V246H171ZM171 247H170V248H171ZM204 247H205V246H204ZM210 247H211V245H210ZM213 247H214V246H213ZM217 247H218V245H217ZM231 247H230V249H231ZM245 247H248V245L245 246ZM253 247H254V245H253ZM258 247H259V246H258ZM262 247H263V246H262ZM182 248H183L184 250L186 249V247L184 248V246H183ZM187 248H188V247H187ZM192 248H191V249H192ZM197 248H198V247H197ZM197 248H196V249H197ZM205 248H207V247H205ZM208 248H209V247H208ZM211 248H212V247H211ZM211 248H210V249H211ZM219 248H220V247H218V249H219ZM240 248L242 249L241 246L239 247V250H240ZM255 248L257 249V247H255ZM85 249H86V248H85ZM176 249H179V248H176ZM199 249H201V248H199ZM202 249H203V248H202ZM202 249L200 250L201 252H202V251H205L204 249H203V250H202ZM218 249H216L217 251H216V250H214V251H216V253H220V250H219V252H218ZM221 249H222V248H221ZM230 249H225V252H226L227 250H228V252H229ZM233 249H234V248H233ZM263 249H264V247H263ZM82 250H83V249H82ZM88 250H89V247H87V250H86V251H88ZM186 250H188V249H186ZM194 250H195V249H194ZM194 250H193V251H194ZM206 250H208V249H206ZM234 250H235V249H234ZM84 251H85V250H84ZM84 251L82 252V254L84 253ZM92 251H93V250H92ZM175 251H176V250H175ZM179 251H181V249H180ZM188 251H189V250H188ZM198 251H199V250H198ZM198 251H196V252H198ZM208 251H209V250H208ZM210 251H211V250H210ZM237 251H238V250H237ZM258 251H259V250H258ZM176 252H177V251H176ZM194 252H195V251H194ZM196 252H195V253H196ZM205 252H207V251H205ZM205 252H204V253H205ZM221 252H222V251H221ZM240 252H241V250H240ZM242 252H243V251H242ZM242 252H241V253H242ZM250 252H251V251H250ZM263 252H264V251H263ZM263 252H261V253H263ZM93 253H94V252H93ZM102 253H105V252H102ZM173 253H174V252H173ZM210 253H211V252H210ZM210 253H208V255H209ZM214 253H215V252H214ZM216 253H215V254H216ZM231 253H233V252L231 251ZM231 253H227V254L231 255ZM235 253H236V252H235ZM248 253H249V251H248ZM252 253H253V252H252ZM84 254H85V253H84ZM86 254L88 255V253H86ZM108 254H109V253H108ZM108 254H105V255L108 256ZM176 254H177V253H176ZM196 254H197V253H196ZM198 254H199V253H198ZM202 254H203V253H202ZM215 254H213V251H212V254H211V255H215ZM239 254H240V253H239ZM244 254H246V253H244ZM244 254H243V255H244ZM249 254H250V253H249ZM249 254H247V255H249ZM263 254H264V253H263ZM80 255H81V254H80ZM100 255H101V254H100ZM192 255H194V253H193ZM205 255H207V254H205ZM205 255H204V256H205ZM236 255H237V254H236ZM241 255H242V254H241ZM250 255H251V254H250ZM258 255H259V254H258ZM102 256H103V255H102ZM135 256H136V255H135ZM140 256H141V255H140ZM219 256H221V254H220ZM222 256H224V255H223V252H222ZM262 256H263V255H262ZM85 257H86V256H85ZM104 257H105V256H104ZM104 257H101L100 259H103ZM114 257H115V256H114ZM114 257L112 256L113 259H114ZM136 257H139V256H136ZM196 257H198V255H197ZM216 257H217V256H216ZM229 257H233V256L231 255V256H229ZM238 257H239V256H238ZM241 257H243V256H241ZM246 257H247V256H246ZM246 257H245V258H246ZM258 257H259V256H258ZM260 257H261V256H260ZM86 258L88 259L89 257H86ZM90 258H91V253H90ZM92 258H93V256H92ZM96 258H97V257H95V260H96ZM116 258H117V257H116ZM116 258H115V259H116ZM140 258H141V257H140ZM198 258H199V257H198ZM220 258H221V257H220ZM234 258H235V257H234ZM234 258H233V259H234ZM250 258H251V256H250V257H247L244 261H246L247 259L249 260ZM81 259H82V261L84 260L83 258H81ZM100 259H99V261H100ZM115 259H114V260H115ZM130 259L132 260V258H130ZM135 259H136V258H135ZM155 259H157V257H156ZM199 259H200V258H199ZM201 259H202V258H201ZM212 259H213V258H212ZM221 259H224V258H221ZM226 259H227V258H226ZM226 259H225V260H226ZM231 259H232V258H231ZM231 259H230V260H231ZM252 259H254V258H253V255H252ZM259 259H260V258H259ZM78 260H79V259H78ZM110 260H111V257H110ZM117 260H119V259H117ZM126 260H127V259H126ZM137 260H138V259H137ZM186 260H187V259H186ZM188 260H190V258H189ZM193 260H194V259H193ZM193 260H192V261H193ZM197 260H198V259H197ZM206 260H207V259H206ZM230 260H229V261H230ZM234 260H236V259H234ZM234 260H233V261H234ZM239 260H240V259H239ZM250 260H251V259H250ZM257 260H258V259H257ZM91 261H92V260H91ZM97 261H98V260H97ZM108 261H109V256H108ZM108 261H107V264H110V263H108ZM119 261H120V260H119ZM119 261H118V262H119ZM200 261H201V263H202V260H200ZM208 261H209V259H208ZM210 261H211V262H212V261L215 262L216 259H215V261H214V260H210ZM210 261H209V262H210ZM222 261H223V260H222ZM237 261H238V260H237ZM253 261H256V259L253 260ZM258 261H259V260H258ZM80 262H81V261H80ZM80 262H79V263H80ZM83 262H84V261H83ZM83 262H81V263H83ZM89 262H90V261L88 260V264H89ZM100 262H101V261H100ZM104 262H105V261H104ZM118 262H117V263H118ZM122 262H123V261H122ZM128 262H129V260H128ZM136 262H137V261H136ZM143 262H144V261H143ZM157 262H159V261H157ZM185 262H186V261H185ZM196 262H197V261H196ZM198 262H199V261H198ZM241 262H242V261H241ZM249 262H250V261H249ZM249 262H247V263H249ZM79 263H77V264H79ZM102 263H103V261H102ZM111 263H113V262H111ZM115 263H116V262H115ZM132 263L134 264L135 262H132ZM168 263H169V262H168ZM216 263H217V261H216ZM220 263H221V261H220ZM227 263H228V262H227ZM227 263H226V264H227ZM233 263H235V262H233ZM237 263H238V262H236V264H237ZM245 263H246V262H245ZM252 263H253V262H252ZM263 263H264V262H263ZM263 263H262V264H263ZM83 264H84V263H83ZM104 264H105V263H104ZM185 264H187V263H185ZM198 264H199V263H198ZM206 264H207V262H206ZM209 264H210V263H209ZM211 264H212V263H211ZM217 264H219V263H217ZM242 264H244V263H242ZM250 264H251V262H250ZM257 264H258V263H257ZM259 264H261V263H259Z\"/></svg>", "mask_w": 264, "mask_h": 264}]
</instances>
